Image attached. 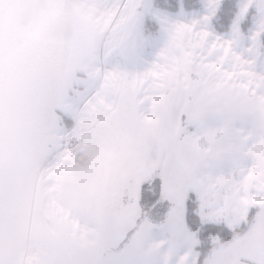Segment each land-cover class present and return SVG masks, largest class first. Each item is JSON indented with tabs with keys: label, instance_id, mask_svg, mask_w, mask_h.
<instances>
[{
	"label": "crops",
	"instance_id": "1",
	"mask_svg": "<svg viewBox=\"0 0 264 264\" xmlns=\"http://www.w3.org/2000/svg\"><path fill=\"white\" fill-rule=\"evenodd\" d=\"M257 1L263 7L262 0L250 3ZM63 9L60 0H0V264H96L132 222L133 233L144 227L147 231L135 236L125 255L98 264L141 260L137 244L146 264H164L160 249L165 245L154 241L150 225L138 223L142 214L127 220L118 201L129 195L127 185L149 170L159 138H173L180 129L171 137L163 122L139 111L132 96L115 95L84 115L78 113L81 106L69 108L72 102L62 95L66 77L74 71L59 30L73 17ZM61 102L68 115H59ZM187 110L196 126L177 149L195 152L205 138L209 150L198 155L209 166L200 168L179 201L168 192L162 205H169V211L176 202L183 204L185 218L194 194L202 223L229 230L245 224L241 236L200 264H256L246 242L264 249V226L258 222L264 204L251 203L253 198L264 200V109L240 88L219 85L196 88L180 115ZM76 123L80 145L63 152L64 136ZM29 248L32 257L27 256ZM194 256L183 262L199 263Z\"/></svg>",
	"mask_w": 264,
	"mask_h": 264
},
{
	"label": "rangeland",
	"instance_id": "2",
	"mask_svg": "<svg viewBox=\"0 0 264 264\" xmlns=\"http://www.w3.org/2000/svg\"><path fill=\"white\" fill-rule=\"evenodd\" d=\"M220 1L200 0L202 7L198 11L185 12L180 8L176 14H170L156 9L153 0H75V3L60 0L64 12L73 17L69 25L61 23L59 30V39L70 52L68 65L74 71L71 77H66L67 86L62 95V100L72 102L69 108L81 106L78 113L84 115L115 95L132 96L139 111L145 117L163 122L171 137L177 127L180 129L177 137L159 138L152 164L139 179L137 191L118 201L125 210L134 205L132 211H126V219L130 221L133 214H142L138 223L150 225L154 241L165 245L160 249L164 264H188L183 262L185 258L192 261L194 255H198L196 234L184 229H188L184 205L176 202L174 208L181 215L182 229L165 223L171 208L161 212L162 209L155 207L166 202L168 192L172 197L174 192L162 179L158 166L162 152L158 156L159 152L171 145L178 147L185 134H190L196 126L188 110L180 115L184 106L189 105L199 86L228 85L240 88L246 97L264 109V79H261L264 78V0L263 7L259 1L240 3L233 26L226 34L216 33L210 22ZM250 8L256 11V18L244 34L240 24ZM69 108L64 109L61 102L59 115L62 112L68 115ZM261 162L264 163V158ZM145 197L148 203L144 202ZM192 198L195 199L194 194ZM148 204V220H144V208ZM195 210L197 220L202 223V211ZM133 228L134 222L127 230L119 232V241L101 252L96 264L125 255L131 241H136L135 236L141 237L147 231L144 227L136 234L131 231ZM95 237L91 232V238ZM138 246L134 249L140 261L146 264L143 259L147 256ZM28 251V257L35 255L31 248ZM180 253L183 255L179 257ZM129 260L120 264H129Z\"/></svg>",
	"mask_w": 264,
	"mask_h": 264
},
{
	"label": "trees",
	"instance_id": "3",
	"mask_svg": "<svg viewBox=\"0 0 264 264\" xmlns=\"http://www.w3.org/2000/svg\"><path fill=\"white\" fill-rule=\"evenodd\" d=\"M242 0H221L214 16L211 18L212 29L219 34H226L230 31L235 21L236 14L238 12L240 3ZM153 6L161 11L168 12L170 14H176L182 8L185 12H195L201 9L202 4L200 0H153ZM256 18V11L250 8L246 17L240 24V30L242 33L247 34L253 22ZM152 200V199H149ZM193 198L188 199L186 207V224L189 231L194 232L199 241V246L196 247L198 252V260L200 262L209 255L212 251L218 247L227 245L235 240L237 236H241L245 230V224L239 229L229 230L223 225L213 223H201L197 220L196 216V203ZM147 197L144 198V202L148 203ZM157 209H162L161 212L167 210L169 205L156 204ZM150 211V205L148 204L144 208L143 219L148 220V214ZM141 220V221H144Z\"/></svg>",
	"mask_w": 264,
	"mask_h": 264
},
{
	"label": "snow or ice",
	"instance_id": "4",
	"mask_svg": "<svg viewBox=\"0 0 264 264\" xmlns=\"http://www.w3.org/2000/svg\"><path fill=\"white\" fill-rule=\"evenodd\" d=\"M208 150L209 148L205 138H201V140L197 142L195 152L188 150L187 148L177 149L175 145H171L166 150H162V158L160 160L161 176L162 179L167 181V185L173 189L177 201H179L184 193L188 192L192 187L200 168L209 166L208 162L201 159L198 155V153ZM186 161H190V163L186 164ZM138 183L139 180H137L136 183H129L127 185L130 194H135ZM117 187H119V185ZM244 202L248 203L247 200ZM251 203L264 204V200L253 198ZM133 208L134 205L129 206L127 211H132ZM258 222L259 225L264 226V217H260ZM165 223H171L177 228H182V221L177 209H171L169 211ZM246 243L257 256L256 264H264V249H257L251 241ZM129 264H145V262L130 259Z\"/></svg>",
	"mask_w": 264,
	"mask_h": 264
},
{
	"label": "built area",
	"instance_id": "5",
	"mask_svg": "<svg viewBox=\"0 0 264 264\" xmlns=\"http://www.w3.org/2000/svg\"><path fill=\"white\" fill-rule=\"evenodd\" d=\"M81 140V134L78 124L76 123L64 136L62 151H72L79 145Z\"/></svg>",
	"mask_w": 264,
	"mask_h": 264
}]
</instances>
